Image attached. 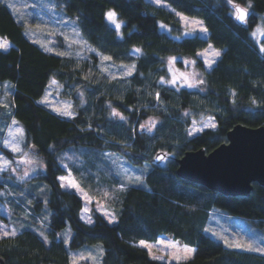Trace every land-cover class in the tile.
<instances>
[{"label":"trees","instance_id":"1","mask_svg":"<svg viewBox=\"0 0 264 264\" xmlns=\"http://www.w3.org/2000/svg\"><path fill=\"white\" fill-rule=\"evenodd\" d=\"M54 1L75 20L90 45L114 62H134V70L119 93L109 89L112 85L107 79L93 83L95 71L82 76L81 69L89 65L84 62L77 67L65 53L43 49L0 0V36L10 42L8 48L0 49V84L10 83L8 109L0 103V126L14 118L23 129L24 143L37 147L44 165L30 179L29 189L23 182H12L9 200L18 198L11 204L13 212L21 213V203L30 196V219H23L37 228V215L43 213L47 236L45 240L38 229L28 226L19 228L15 236H0V256L6 264H69V249L96 242L103 248L102 264H264V253L226 246L203 229L210 212L219 209L251 220L264 231V187L253 183L248 195L223 194L175 172L176 158L185 150H211L226 141V132L234 124L264 125V52L251 36L258 21L264 24V0H165L185 14L200 17L207 28L206 37L181 38L158 26L161 20L179 35L182 26L175 14L148 0ZM234 3L245 7L251 3L245 24L234 19ZM110 10L122 22L120 33L105 15ZM208 42L221 49L211 68L203 70L202 96L208 107L194 103L186 88L175 91L173 100L170 88L158 80L165 74V57L195 56ZM91 56L95 62L96 55ZM198 65L202 68L200 60ZM51 79L61 84L64 93L65 88L78 86L69 94L74 115L62 116L39 101ZM155 93L166 104L165 110L156 105ZM110 109L123 118L118 122ZM198 112L213 115L216 126L188 136L189 118ZM150 115L160 119V129L153 135L139 126ZM116 122L119 131L113 127ZM104 149L119 153L132 164L148 162L143 184L122 185L109 162L85 157L77 165L64 156ZM158 150L165 152L164 163L151 161ZM0 151L12 157L1 143ZM63 162L82 187L109 207L114 220L108 221L93 207L92 222L82 220L81 196L58 180L65 172ZM66 224L71 228L68 242L57 235ZM160 235L193 245L195 251L188 259L173 262L153 259L137 241L156 240Z\"/></svg>","mask_w":264,"mask_h":264},{"label":"rangeland","instance_id":"2","mask_svg":"<svg viewBox=\"0 0 264 264\" xmlns=\"http://www.w3.org/2000/svg\"><path fill=\"white\" fill-rule=\"evenodd\" d=\"M3 1L7 5H13V7L9 8L15 17L23 22L27 36L31 40L38 43L43 49L55 52L57 54L65 53V55L72 57L77 67H81V63L85 62L89 66L86 69H81L82 76L87 77L90 70L95 71L96 73H94L93 83L99 84L98 81H105V79H107L108 81H111L112 87H109V89L111 88L110 90H114V92L118 93L122 90H125L128 82V76L134 70V62L126 63L114 62L111 59L104 60L103 57L109 56L99 52L83 38L75 20L67 16L62 11V9L56 5L54 0ZM148 1L172 11L179 19V22L182 26L181 33L179 35H174L171 32L168 24L159 20L158 26L160 30L165 31L176 38L194 34L202 37L207 36V31L202 30H207V28L200 17L185 14L173 8L165 0H159V2H157V0ZM233 12L235 13V11ZM177 13L180 15H177ZM181 16L187 18V25L185 24V21L181 19ZM109 21L110 25H112L117 30V32L120 33L122 22L119 20V18L116 16L115 22L112 20ZM197 21L202 22V24L194 23ZM117 24L120 25L119 28L116 27ZM258 27L264 29V24L261 22V20L253 26L251 30V36L257 44V47L261 50V47H264V35H261L259 32H257ZM254 32H257L255 36H253ZM0 39L6 40L8 46L10 45V42L6 38L0 36ZM209 45H211V48ZM220 50L221 49L219 47H216L208 42L207 45L196 52L195 56L168 55L164 60L165 74L160 75L158 80L170 88L169 91L173 95V100L176 99L175 96L177 95L175 94V91L181 88H186L191 92L190 95L194 103H202L204 106L208 107V100L202 96V93H204L205 89L200 81H202L204 78L203 70H208L211 68L218 58V56H215L214 53L216 51L220 52ZM93 54L97 57L95 62H91V59L93 58L91 55ZM199 60L202 63V68L198 65ZM209 62H211V66H209ZM173 80H175V83L172 82ZM53 81H55V83H53ZM190 83L195 84L196 86L189 87L188 84ZM76 87L78 86L76 85L71 88H65L64 93L62 92L63 89L61 84L57 80L51 79L39 101L50 110L59 113L62 116L70 117L74 115V108L69 94L73 89L76 90ZM105 90V87L101 89L103 92ZM9 92L10 83L8 81L0 84V103L4 104L7 109ZM78 96L80 97L81 103H84L85 97L79 90ZM155 97L156 105L159 108L165 110L166 104L163 102V99L158 93H155ZM89 105H91V103H89ZM65 111L71 112L72 115L61 114ZM110 113H115L114 116H116V111L114 109H110ZM116 119H118L119 122L121 115H117ZM13 121L16 120L11 117L6 124L0 126V143L12 153V157H9L0 151V182L3 183L0 186V228H3V231L11 233L13 230L17 232L19 228L28 226L36 230L38 229L40 234L43 233L41 236L44 239H47V236L44 233L46 217H44L43 213L37 215V222L41 225V227L39 225L37 228H35L32 226V224L26 222L23 219V217L30 219V213L32 212L29 207L31 202L30 196L25 198L24 203H21V213H16V211L13 212L14 206L11 204L12 201L18 202V198L14 196V199L12 198V200H9V198L12 197V194H9V191L10 189H14L11 184L12 182H23L25 187L29 189V187H31L30 179H32L34 175L44 168L42 158L37 153V151H33L30 148V144L26 145L24 143V133L22 127L17 121L16 123H13ZM118 122L115 123V126L113 125L117 131L120 130L118 128L120 126ZM159 123L160 119L158 116L150 115L146 117L139 124V126L144 131L153 135L160 129ZM142 125L144 127H142ZM212 125H214V127L216 126V121L213 115H204L198 112L197 115L190 116L189 123L186 126V133L188 136H193L204 129L214 128ZM149 128H151V131H149ZM18 129L22 130V135L18 132ZM150 146L151 145H148L149 149L151 148ZM13 148H19V151H13ZM85 152L87 151L78 150L72 153L67 152L64 153V156L66 161L69 160L76 163L77 165H80L82 159H86L85 157L92 158L94 161L109 162L113 166V169L119 177L122 185L143 184L142 177L150 167L148 162H143L139 165L132 164L123 158V156H121L119 153L109 149L98 151L95 154L92 152H87V154H85ZM160 162L164 163L165 158H163ZM63 165L65 166V172L58 176L59 183L60 185L63 183L64 187L73 189L81 196L82 208L80 217L82 220L88 222L90 219L92 222V216L90 214V209L92 207L95 208L96 211L100 212L108 221L114 220L111 210L103 203L98 195L90 194L87 189L81 186L75 176L71 173L69 167L66 166L64 162ZM60 177H65L66 179L61 181L59 179ZM137 178H139L138 181ZM26 180L29 181L27 182ZM69 181H74L78 187H71ZM36 185L41 189L43 188V185L39 182ZM16 210L19 211L18 208ZM203 229L215 238L222 240L226 246H229L230 243L234 244L239 242L243 245H252L256 248H264V231L261 230L255 222L239 215L228 214L216 209L210 212ZM2 235L3 232L0 231V236ZM57 235L61 236L65 242H68L71 237L70 226L66 224L62 229L58 230ZM140 241H145L147 244L152 246L151 253L149 252L148 248L144 247L151 257L160 256L163 257V259L160 260H164L166 262L177 261V259L174 258L177 255L180 257L185 256L186 253L183 251L185 248L195 249L193 245L179 242L178 240L167 235H160L156 240L140 239L137 241L139 246H141ZM169 245H175V247H169ZM238 249L248 250L246 247H239ZM102 251L103 248L99 242L84 244L78 248L69 249V264H74V261L75 264H102ZM193 253H191L189 257H191ZM179 260H183V258Z\"/></svg>","mask_w":264,"mask_h":264},{"label":"water","instance_id":"3","mask_svg":"<svg viewBox=\"0 0 264 264\" xmlns=\"http://www.w3.org/2000/svg\"><path fill=\"white\" fill-rule=\"evenodd\" d=\"M233 5L246 8L239 3ZM247 16L248 9L245 22H240L236 13L234 19L245 24ZM30 148L38 150L33 144ZM158 156L164 158L165 152L157 151L151 161L159 163ZM176 162L175 172L183 179L223 194L248 195L253 183L264 187V125L238 122L227 130L226 141L209 151L203 147L185 150ZM0 264H6L2 256Z\"/></svg>","mask_w":264,"mask_h":264},{"label":"snow or ice","instance_id":"4","mask_svg":"<svg viewBox=\"0 0 264 264\" xmlns=\"http://www.w3.org/2000/svg\"><path fill=\"white\" fill-rule=\"evenodd\" d=\"M157 2H159V0H157ZM229 2H231V0H229ZM9 7H13V5H8ZM234 9H235V13H236V18L240 21V22H245L246 21V15H247V9L246 8H241L239 5H233ZM248 7H251V3H249ZM107 16V18L109 20H112L113 22H115V17H116V13L113 12V11H109L105 14ZM177 15H180L179 13H177ZM181 19L185 21V24L187 25L188 23V20L186 17H183L181 16ZM194 23H200L202 24V22H194ZM117 28L120 27L119 24L116 25ZM203 31H207L206 29H202ZM257 32H259L261 35H264V29H261V28H257ZM257 32H254L253 33V36H255L257 34ZM8 47V44H7V41L6 40H3V39H0V49H6ZM209 47L211 48V45H209ZM136 52H139L140 49H136L135 50ZM261 51L264 52V47H261ZM60 55H64V53H59ZM215 56H219L221 53L219 51H216L215 53ZM104 60H109L111 59V57H103ZM209 66H211V62H209ZM134 67V66H133ZM173 83H175V80L172 81ZM203 81H200V83H202ZM53 83H55V81H53ZM189 87H195L196 85L195 84H188ZM61 114L63 115H72L71 112H68V111H65V112H62ZM116 115H119V113H116ZM123 118V117H121ZM13 123H16V121H13ZM195 123V122H193ZM207 126V125H206ZM214 127V125H212ZM142 127H144L142 125ZM149 131H151V128H149ZM18 132L22 135V130H19L18 129ZM191 134V133H189ZM7 143V142H6ZM13 151H19V148H13ZM157 160H162L163 157H157L156 158ZM61 181H64L66 178L65 177H60L59 178ZM139 180V178H137V181ZM71 187L73 188H77V184L74 182V181H69ZM62 187H64V184L62 183L61 184ZM123 187V186H122ZM105 195H107V193H105ZM88 223H91V220L89 219L88 220ZM6 227V226H5ZM0 231L3 232V235L4 236H15L16 235V232L13 230L11 233L7 232V231H3V228H0ZM41 235H43V233H41ZM46 239V238H45ZM227 242V241H226ZM140 245L142 247H145V248H148L149 249V252L151 253V245L147 244L145 241H140ZM169 247H175V245H169ZM229 247H246L248 250H251V251H259V252H262L264 253V248H256V247H253L252 245H243L239 242H236L234 244H229ZM183 251L186 253L185 256L183 257H180L179 255L175 256L174 258L179 260V259H188L190 254L193 253L195 250L194 249H191V248H185L183 249ZM153 259H163V257H160V256H153L152 257ZM74 264H75V261H74Z\"/></svg>","mask_w":264,"mask_h":264},{"label":"crops","instance_id":"5","mask_svg":"<svg viewBox=\"0 0 264 264\" xmlns=\"http://www.w3.org/2000/svg\"><path fill=\"white\" fill-rule=\"evenodd\" d=\"M82 208V207H81ZM80 212H81V210H80Z\"/></svg>","mask_w":264,"mask_h":264}]
</instances>
